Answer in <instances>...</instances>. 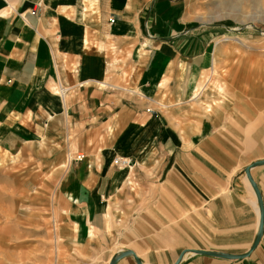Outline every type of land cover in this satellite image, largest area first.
I'll return each mask as SVG.
<instances>
[{
    "label": "crops",
    "instance_id": "0c3cea01",
    "mask_svg": "<svg viewBox=\"0 0 264 264\" xmlns=\"http://www.w3.org/2000/svg\"><path fill=\"white\" fill-rule=\"evenodd\" d=\"M203 1L0 0V171L18 158L58 160L62 264H110L124 251L142 264H176L187 250L252 247L260 209L245 174L246 126L192 99L219 49L194 25ZM111 45L134 51L123 66L132 82L139 76L130 91L112 84L122 69L110 75ZM187 104L200 121L161 111ZM251 174L264 205V165ZM180 264H264V228L244 259L187 253Z\"/></svg>",
    "mask_w": 264,
    "mask_h": 264
},
{
    "label": "rangeland",
    "instance_id": "374dc122",
    "mask_svg": "<svg viewBox=\"0 0 264 264\" xmlns=\"http://www.w3.org/2000/svg\"><path fill=\"white\" fill-rule=\"evenodd\" d=\"M195 21L194 25L200 28L199 35L210 39L209 48L217 46L219 49L214 67L217 72L206 73L204 77L209 82L197 89L192 99L204 107L213 104L211 115L225 109L227 115L243 122L247 130L245 164H251L264 158V78L249 75L246 67L248 63L251 65L248 68L264 64V0H205L199 4ZM133 52L120 53L113 45L108 48L111 63H115L110 75L122 69V76L112 84L126 91L134 89L133 83L139 77H134L132 82L131 67H123L126 57ZM240 70L245 71L242 76L238 75ZM106 81L111 84L110 76ZM256 85H260L259 88ZM166 100L162 99V104L174 103ZM221 101L224 108L217 110L214 105ZM190 106H179V109L168 106L161 111L173 122L201 119V109ZM47 161L45 158H18L11 167L0 171V264H62L67 257L60 225L54 221L55 192L61 172L53 166L58 160ZM200 218L205 220L202 215ZM157 232L155 230V234ZM193 239L205 246L223 247L213 244L218 238L207 235Z\"/></svg>",
    "mask_w": 264,
    "mask_h": 264
},
{
    "label": "water",
    "instance_id": "95a60500",
    "mask_svg": "<svg viewBox=\"0 0 264 264\" xmlns=\"http://www.w3.org/2000/svg\"><path fill=\"white\" fill-rule=\"evenodd\" d=\"M264 165V159L263 160H259L256 161L254 163H252L250 166H248L245 169V174L256 194L257 200H258V204H259V209H260V226H259V231L257 234V237L252 245V247L250 248L249 252H247L246 254L243 255H230V254H222V253H215V252H209V251H202V250H187L184 251L182 253V255L179 257V259L177 260L176 264H180L183 257L187 254V253H196V254H202V255H208V256H214V257H220V258H224V259H232V260H241L244 259L245 257L249 256L250 253L257 247L258 243L260 242L262 233H263V228H264V205H263V200H262V196L261 193L258 189V186L256 185V183L254 182V179L252 178V174L251 171L259 166ZM127 256H132L134 257L135 261L137 262V264H142L141 260L139 259V257L133 252V251H124V252H120L117 256H115L110 264H116V262L124 257Z\"/></svg>",
    "mask_w": 264,
    "mask_h": 264
},
{
    "label": "bare ground",
    "instance_id": "6f19581e",
    "mask_svg": "<svg viewBox=\"0 0 264 264\" xmlns=\"http://www.w3.org/2000/svg\"><path fill=\"white\" fill-rule=\"evenodd\" d=\"M251 63V62H250ZM256 64V63H255ZM249 63L247 64V69H246V72L250 75V74H256L257 76L258 75H262L263 76V78H264V64H256V66H255V68H248L249 67ZM251 66V65H250ZM216 69L214 68V71H213V75L217 72V71H215ZM227 71V70H226ZM225 72V71H224ZM246 76V75H245ZM255 77V76H254ZM254 80V79H253ZM255 81V80H254ZM254 83V82H253ZM260 83H262V81H260ZM256 84V83H255ZM254 84V85H255ZM257 84H259V83H257ZM201 94V93H200ZM197 98V97H196ZM200 98V97H199ZM191 101V100H190ZM209 109V108H208ZM71 161H72V159H71ZM189 256V255H188Z\"/></svg>",
    "mask_w": 264,
    "mask_h": 264
},
{
    "label": "built area",
    "instance_id": "2783aa9c",
    "mask_svg": "<svg viewBox=\"0 0 264 264\" xmlns=\"http://www.w3.org/2000/svg\"><path fill=\"white\" fill-rule=\"evenodd\" d=\"M40 5H41L40 3L37 4V6H40ZM35 10H36V8L33 9L34 12H35ZM112 22H113V20H112ZM64 93H65V90L61 89V94L64 95ZM77 159L79 160V159H81V157H78ZM115 163L120 165L121 167H128L131 164L130 160L124 159V158L116 159Z\"/></svg>",
    "mask_w": 264,
    "mask_h": 264
}]
</instances>
